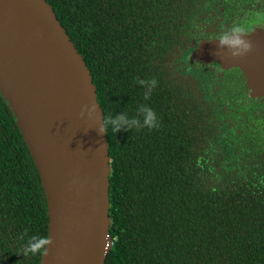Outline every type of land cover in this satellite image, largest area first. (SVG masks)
Segmentation results:
<instances>
[{"label": "trees", "instance_id": "trees-1", "mask_svg": "<svg viewBox=\"0 0 264 264\" xmlns=\"http://www.w3.org/2000/svg\"><path fill=\"white\" fill-rule=\"evenodd\" d=\"M46 1L90 70L103 117L147 105L158 118L153 129H106L103 264H264V154L238 149L221 103L171 65L201 22L264 12V0ZM152 78L145 98L137 81ZM47 223L36 166L0 94V264H39L42 252L23 249Z\"/></svg>", "mask_w": 264, "mask_h": 264}, {"label": "water", "instance_id": "water-1", "mask_svg": "<svg viewBox=\"0 0 264 264\" xmlns=\"http://www.w3.org/2000/svg\"><path fill=\"white\" fill-rule=\"evenodd\" d=\"M241 57L201 40L183 60L239 67L246 86L264 96V30L243 33ZM0 94L36 166L51 243L39 264H103L110 248L109 151L90 70L46 0H0ZM93 105L91 115H80Z\"/></svg>", "mask_w": 264, "mask_h": 264}, {"label": "flooded vegetation", "instance_id": "flooded-vegetation-1", "mask_svg": "<svg viewBox=\"0 0 264 264\" xmlns=\"http://www.w3.org/2000/svg\"><path fill=\"white\" fill-rule=\"evenodd\" d=\"M236 10V13L230 11L228 15L218 17L213 23L201 22L195 39L183 47L171 61L172 71L175 75L194 81L201 86L209 99L221 103V109L225 112L223 125L228 132H233L231 138H235V146L238 149L264 154V96L250 92L243 71L237 66L223 67L213 60L210 62L183 60L198 42L219 36L234 26L244 29V33L253 28L264 30V25L247 26L249 18L260 12L259 10L253 8Z\"/></svg>", "mask_w": 264, "mask_h": 264}, {"label": "clouds", "instance_id": "clouds-1", "mask_svg": "<svg viewBox=\"0 0 264 264\" xmlns=\"http://www.w3.org/2000/svg\"><path fill=\"white\" fill-rule=\"evenodd\" d=\"M243 33L244 29L238 26L228 29L219 36L218 48L227 46L231 50L232 57L237 58L243 56L252 49L251 40L242 39V37H245ZM137 83L146 89L144 95L145 98H147L156 86L157 81L155 78L149 80L140 79ZM94 111L95 106L85 105L82 106L80 115H91ZM136 111L137 115L131 118L123 112L102 117L98 132L105 133L108 128H110L113 133H118L121 130H128L131 128L147 127L153 129L159 126L157 114L151 107L140 105ZM50 243L51 239L48 237L33 235L26 242L23 249L24 254L45 252Z\"/></svg>", "mask_w": 264, "mask_h": 264}, {"label": "rangeland", "instance_id": "rangeland-1", "mask_svg": "<svg viewBox=\"0 0 264 264\" xmlns=\"http://www.w3.org/2000/svg\"><path fill=\"white\" fill-rule=\"evenodd\" d=\"M256 24L264 25V12H258L257 14H253V16L249 18L247 26Z\"/></svg>", "mask_w": 264, "mask_h": 264}]
</instances>
